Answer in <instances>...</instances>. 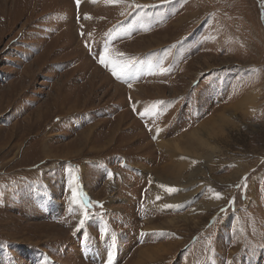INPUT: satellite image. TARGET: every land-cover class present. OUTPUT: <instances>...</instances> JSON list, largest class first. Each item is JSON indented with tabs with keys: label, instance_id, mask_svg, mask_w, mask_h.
<instances>
[{
	"label": "rangeland",
	"instance_id": "rangeland-1",
	"mask_svg": "<svg viewBox=\"0 0 264 264\" xmlns=\"http://www.w3.org/2000/svg\"><path fill=\"white\" fill-rule=\"evenodd\" d=\"M11 88L0 264H264V0H0Z\"/></svg>",
	"mask_w": 264,
	"mask_h": 264
},
{
	"label": "bare ground",
	"instance_id": "bare-ground-1",
	"mask_svg": "<svg viewBox=\"0 0 264 264\" xmlns=\"http://www.w3.org/2000/svg\"><path fill=\"white\" fill-rule=\"evenodd\" d=\"M41 4V3H40ZM83 6V8L79 5L77 8L79 9L78 10V12H77V14H76V21L78 22V20H80L81 18H85L89 13H88V8H87V6L85 7V5H82ZM87 8V9H86ZM32 12V11H31ZM33 13V12H32ZM100 19V18H99ZM74 20V19H73ZM85 21V20H84ZM75 26V25H74ZM86 23H83V27H82V30L84 29L85 30V32H87V28H86ZM76 28V27H75ZM74 30V29H73ZM109 31V30H108ZM76 32V31H75ZM79 32H82V31H79ZM77 33V32H76ZM107 33V32H106ZM109 33V32H108ZM75 34V33H74ZM82 34V33H81ZM105 34V33H104ZM77 36V35H76ZM105 36V35H104ZM49 51H51V49L49 50V49H47L46 50V54H48L49 53ZM131 52V51H130ZM29 75V74H28ZM92 83H94L93 82V80H91V82H90V84H92ZM12 87V86H11ZM22 87V86H21ZM25 88V87H24ZM7 91V90H6ZM16 91H18L17 90V88H14V89H12L11 88V90L8 92V95L7 96H4V97H1L0 98V107H3V103H5V102H7V101H11V99L14 97V95H15V93H16ZM18 94V93H17ZM52 96H54V95H52ZM50 100L51 101H53V100H55V98L53 97L52 99H51V97H50ZM50 100H48L47 102H50ZM46 105V104H45ZM53 105V103H50V106H52ZM51 109V108H50ZM85 113V112H84ZM47 114V113H46ZM41 115V114H40ZM84 115V114H83ZM37 121L38 120H36V121H33V119H32V121H30V123L28 124V126H29V130H32V129H34L36 126H37ZM25 122H26V120H25ZM28 123V122H27ZM27 123H26V125H27ZM15 126V125H14ZM17 126H19V128H22L21 127V124L20 123H17ZM53 126H55V125H53ZM15 130V129H14ZM25 131H26V129H25ZM32 131H34V130H32ZM31 131V133H32V135L33 136H37V135H39L38 133H33ZM6 134V133H5ZM11 136V135H10ZM35 141V140H34ZM18 142V141H17ZM20 144V143H19ZM43 144V141H42V139L41 140H37V143L35 144V148L36 147H39L40 145H42ZM76 183V182H75ZM76 189H78V187L76 188ZM75 191V189H71V192H72V194H73V192ZM78 195V194H77ZM81 200V199H80ZM79 200V201H80ZM82 203V202H81ZM54 236H55V232H54ZM53 236V237H54ZM55 238V237H54Z\"/></svg>",
	"mask_w": 264,
	"mask_h": 264
},
{
	"label": "snow or ice",
	"instance_id": "snow-or-ice-1",
	"mask_svg": "<svg viewBox=\"0 0 264 264\" xmlns=\"http://www.w3.org/2000/svg\"><path fill=\"white\" fill-rule=\"evenodd\" d=\"M76 2H77V4H79L80 3V0H76ZM100 63L101 64H105L104 58H101ZM114 75H117V78L118 79L122 78L119 73H116L115 72V70H114ZM76 195H77V193L74 191L73 192V197L75 198ZM85 217L87 218V213H85ZM85 223H86V219H81L80 222H79V224H80L81 227H83L85 225Z\"/></svg>",
	"mask_w": 264,
	"mask_h": 264
}]
</instances>
